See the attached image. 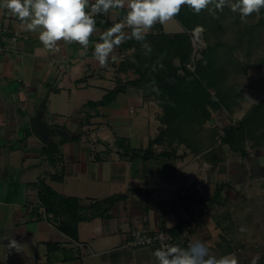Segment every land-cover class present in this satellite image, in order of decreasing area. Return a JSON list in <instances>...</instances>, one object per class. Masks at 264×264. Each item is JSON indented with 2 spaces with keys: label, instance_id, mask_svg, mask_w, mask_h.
Listing matches in <instances>:
<instances>
[{
  "label": "crops",
  "instance_id": "0c3cea01",
  "mask_svg": "<svg viewBox=\"0 0 264 264\" xmlns=\"http://www.w3.org/2000/svg\"><path fill=\"white\" fill-rule=\"evenodd\" d=\"M0 30L4 34L0 52V264H156L152 252L159 245L130 247L126 241L132 231L153 233L173 228L180 222V207L185 197H179V191L190 193L186 169L174 159L163 161L162 167H157L151 162L154 158L133 156L138 149L130 155L132 160H140L137 163L126 162L119 167L117 162H112L108 168L98 162L95 164V155L102 153L105 159L109 158L104 151L110 148L104 145L116 142V137L113 140L111 132L101 131L102 126L94 122L87 126L88 130L72 123L66 128L64 120L55 117L60 126L53 125L47 120V113L53 105L52 96L62 90L76 93L90 87L108 89L96 80L109 82L110 63L107 68H101L88 52L80 55L81 48L76 43L64 45L61 42L59 52L44 49L38 32L27 30L6 9H0ZM56 63L60 68L58 73L52 69ZM57 79H60L58 84L51 85ZM114 81L116 85V77ZM34 108L45 109L44 120L49 125L68 131V135H60L67 140L52 158L43 154L44 142L32 129ZM101 108L112 117L129 112L139 114L143 120L147 116L141 112L145 110L142 92L135 88H129ZM95 120L98 122L99 116ZM77 133H82L79 140L74 139ZM152 138L148 134L147 148ZM61 139L53 137L52 133L49 141L60 142ZM82 139L94 143V147L85 148ZM168 167L173 171L175 187L178 181V193L176 189L171 190L169 177L156 176L155 171L164 173ZM59 168L67 176V182L59 177ZM43 184L61 195L79 198L85 206L87 218L78 224L77 240L64 234L47 211L46 216L39 212L38 206H43L39 197ZM111 198L116 199L108 203L107 199ZM192 230L191 240L197 231ZM176 238V244L182 247L184 238ZM8 239L20 244L19 251L7 247ZM209 244L207 248L213 250ZM40 248L45 250L41 263L38 262ZM83 249L88 252L85 262ZM230 251L229 254L233 253ZM56 253L60 255L54 257Z\"/></svg>",
  "mask_w": 264,
  "mask_h": 264
},
{
  "label": "trees",
  "instance_id": "16d2710c",
  "mask_svg": "<svg viewBox=\"0 0 264 264\" xmlns=\"http://www.w3.org/2000/svg\"><path fill=\"white\" fill-rule=\"evenodd\" d=\"M113 11L118 15L116 20L110 18ZM232 13L227 6L222 12L217 10L214 15L207 9L195 14L188 6H183L176 18L185 28L184 32L171 35L151 30L145 37V41L151 46V52L143 49L141 42L134 39L126 41L119 46L122 52L121 57H118L119 63H113L115 66L117 64L118 71L115 87L100 101L89 104L92 103L97 108L106 107L129 88L140 90L144 103L153 101L157 104L161 108L157 113L159 132L150 140L149 147L142 151L145 158L177 160L183 157L178 152L180 146H185L194 153L204 152V146L213 148L218 135L217 129L215 126L206 129V124L212 119L214 112L224 106L230 107L241 96V90L231 84V78L241 75L247 68L246 63L264 67V50L257 52L259 48H264V8L258 14L249 16L248 24L242 23L239 17L233 21L232 29H227L225 23ZM124 14L123 10H110L109 14L96 17L100 31L98 36L90 38L88 55L92 56L93 41H99L100 34L114 23L120 22ZM197 26L204 29L203 45L199 48L194 45L193 30ZM229 31L233 33L228 35ZM125 32L130 33L131 29H125ZM240 54L246 56L247 60L241 59ZM191 62L195 65L194 70L187 68V64ZM161 64L163 67H160ZM124 75L129 78L124 79ZM149 96L153 99H148ZM86 125H91L89 119ZM81 136L82 133H77L74 139L79 140ZM61 138L60 142L49 141L43 148V154L52 158L59 146L67 140L65 136ZM245 139H249L254 146L264 141V100L253 105L238 124L228 125L222 142L233 149H240L244 155ZM133 153L135 157L142 154L138 151ZM224 188L223 185L216 188L211 202L217 203L220 200L219 196ZM39 197L58 228L77 240L78 224L87 218L81 200L61 195L46 184L40 187ZM187 198L191 201L197 198L203 204L207 202L206 197L201 195L189 194ZM115 199H107V202H114ZM186 207L189 212L188 206ZM190 216V220L181 216L176 226L165 230L180 237L185 226L192 225L194 221L193 212ZM182 247L187 248L185 243ZM229 250L234 251L233 248Z\"/></svg>",
  "mask_w": 264,
  "mask_h": 264
},
{
  "label": "rangeland",
  "instance_id": "374dc122",
  "mask_svg": "<svg viewBox=\"0 0 264 264\" xmlns=\"http://www.w3.org/2000/svg\"><path fill=\"white\" fill-rule=\"evenodd\" d=\"M117 17V12H111L110 18L116 20ZM239 17V14L233 12L232 16L226 20L225 24L227 29H232L233 21ZM259 17L260 15H258V19ZM249 22L250 21L247 20L245 24H248ZM159 26L161 27L160 29ZM152 30H158L157 32L163 31L173 35L184 32L185 28L181 22L174 17L163 25L157 23ZM203 31L204 29L202 26H197L193 30L194 45L196 48L203 45ZM196 32L200 34L198 36L201 43L200 46L196 45ZM230 33L233 32H227L228 35H230ZM98 34L99 32L96 33L97 36ZM94 42L99 41L94 40L93 43ZM261 50H264V48H259L257 52L260 53ZM113 54L117 57H121L122 52L118 47ZM239 57L243 60H247L246 56L243 54H240ZM109 63V82L96 80L100 86L103 85L108 89L90 87L89 90L81 89L76 93L74 91L70 92L68 89L62 90L61 92H58L59 95L52 96L53 105L50 107V113H47V120L56 126H60V121L55 117L63 119L66 128L70 127L71 123L74 125L78 124V128L87 127L89 126L86 125L87 120L89 119L91 125L93 122L95 125L97 123L101 125V131L111 132L112 136H114L113 140L116 137V142H112L111 145L108 143H105L104 145L105 148H110H108L110 151H104V153L109 155V158L105 159L102 156V153H100L95 155L96 159H94L95 164L98 162L106 168H108L112 162H117L119 167H123V164L126 162L130 164L132 162L137 163V158L132 160L130 155H133L132 151L134 149H138L137 151L141 154V148H147L146 140L148 134H151L152 137L157 135L159 132L157 113L161 111V108L151 101L150 103H145V110L141 111L142 114L147 115L144 120L139 114H132L130 112L124 116L112 117L111 113L106 112L104 108L93 107L92 103L89 104L93 101H100L105 94L115 86L114 77H117L118 75L116 66L119 63V60L116 62V66L113 65L114 62H112L111 59L109 60ZM246 67L247 68L242 71L241 75H235L231 78V84L238 86L241 90V96H239L237 102L232 103L230 107L224 106L220 110L214 112L212 119L205 126L206 129L213 126L217 129L218 135L216 136L213 148L204 146L206 147L204 152L202 151L200 153H194L185 146H180L178 149L179 154L183 157L178 158L176 162H179L181 167L186 169V179L188 180L190 189L187 191L190 192L189 194H195V196H205L207 200L205 204L197 201V198L196 200L191 201L188 200L187 197L189 194H187L184 200H182L184 205L180 207L182 210L180 213L181 216L183 213L185 214L184 211H186V209H184V207L186 206H188L189 212L191 211L194 213L192 226L193 230L196 228L197 231L192 240L194 242L200 241L206 246L207 243L210 242L209 245L214 247L213 250L208 249L210 255H218V257L222 253L227 255L229 254V249L233 248V253L237 256L239 264H251L252 258L257 256L259 257L258 264H263L264 165L261 164V160L264 159V141L262 140L261 144L254 146L249 139H245V144L243 145V150L245 151L244 155L241 154L240 149H233L230 145L222 142L228 125L238 124L253 105L264 100V67L260 68L254 66L251 62L250 64L246 63ZM187 68L194 70L195 65L192 62L188 63ZM52 69L57 71V73L60 72L59 64L56 63V65L52 66ZM123 77L124 79L129 78L128 76L126 77V75ZM59 80L60 79L53 81L51 85L58 84ZM94 81L95 80H90V82ZM134 91L137 92L136 90ZM70 93L72 96L71 98H69ZM147 98L151 100L153 99L152 96ZM37 110L38 109L34 108L33 114H35ZM138 110H140V108H138ZM89 115L91 116L89 117ZM98 116L99 120L97 122L95 118ZM75 128L77 129V127ZM88 128L89 127L86 129L88 130ZM53 137L61 138L62 136L53 134ZM82 140V144L85 148L89 149L90 147V149H92L94 147V143L91 144L89 140ZM43 145L46 146L47 143H43ZM95 146L100 145L96 144ZM143 153L141 156L145 158ZM48 159L49 158H47V160ZM163 161L168 162L170 160L155 158L151 160V162L157 165V167H162L161 164ZM135 168H137L136 165ZM57 172L61 180L67 182V176L63 174L62 168H59ZM155 173L156 176L160 177L159 179L164 176L169 177L173 186L171 190L175 192L176 189L178 193L179 190L177 189L179 188V184L177 181L176 188V182L173 178V171L171 168L168 167L166 170L164 169V173L160 170L155 171ZM150 176H152V174H150ZM201 182H204L205 184L204 192H201L197 186V184H200ZM72 183L76 184L77 182L75 183L72 181ZM220 185L225 187L221 196H219L220 200H218L217 203L216 201L211 202V198L215 195L216 188ZM181 191H179V197H181ZM184 193H186V191H184ZM169 194L171 195L172 192ZM189 212L187 213L190 214L191 212ZM172 219L174 220V218ZM241 226L246 227L248 231L241 232ZM202 234L204 237L203 239H201ZM204 234H207V236ZM44 252L45 250L40 248L39 263L43 261L41 254H44ZM87 253V250L83 249V262H85ZM59 255L60 253H56L54 257H58Z\"/></svg>",
  "mask_w": 264,
  "mask_h": 264
},
{
  "label": "clouds",
  "instance_id": "9594fccd",
  "mask_svg": "<svg viewBox=\"0 0 264 264\" xmlns=\"http://www.w3.org/2000/svg\"><path fill=\"white\" fill-rule=\"evenodd\" d=\"M183 6H188L195 14L207 9L212 15L227 6L239 13L241 22L246 23L249 16L264 8V0H0V9H6L27 30L38 32L44 49L59 52L61 42L64 45L76 43L80 45L82 56L87 55L90 38L100 31L96 17L107 15L110 10L125 11L123 19L105 29L99 42L92 45V56L101 68H107L110 59L118 62L113 53L128 40L141 42L142 48L151 52L146 35L157 23L163 25L179 15ZM125 28L131 32L126 33ZM153 90L158 92V89ZM261 164L264 165V159ZM240 231L248 229L241 226ZM157 238L160 247L152 252L156 264H239L234 253L219 257L210 255L207 246L200 241L185 248L166 243L170 237L164 233ZM8 240L7 247L19 251L20 244L15 239ZM258 260V256L253 257L251 264H258Z\"/></svg>",
  "mask_w": 264,
  "mask_h": 264
},
{
  "label": "built area",
  "instance_id": "2783aa9c",
  "mask_svg": "<svg viewBox=\"0 0 264 264\" xmlns=\"http://www.w3.org/2000/svg\"><path fill=\"white\" fill-rule=\"evenodd\" d=\"M195 35L198 37L200 34L198 32L195 33ZM4 38V34L2 30H0V52L3 51V46L1 45V40ZM17 38L14 37L13 41H15ZM199 190L201 192H204L205 184L204 182H201L200 184H197ZM204 187V188H203ZM180 195L182 198L186 196V193L184 191L180 192ZM39 212L46 216V209L44 206H38ZM185 214H182V217L186 220H190L191 216L187 213V211H184ZM191 228L192 225H186L181 233V237L184 238L183 243L186 244L188 247L190 243L193 241L191 240ZM161 233H164L166 236L170 237V239L166 240V243L170 244H176L177 238L174 234L171 232L165 231V230H157L153 233L150 232H141V231H132L130 238L126 241V244L130 247H146V246H152V245H159L160 246V240L157 238Z\"/></svg>",
  "mask_w": 264,
  "mask_h": 264
},
{
  "label": "water",
  "instance_id": "95a60500",
  "mask_svg": "<svg viewBox=\"0 0 264 264\" xmlns=\"http://www.w3.org/2000/svg\"><path fill=\"white\" fill-rule=\"evenodd\" d=\"M196 45L200 46V40L196 37ZM45 109L39 108L35 116L31 119L33 131L40 137L44 143H48L52 133L59 135H68V131L59 127H53L44 120Z\"/></svg>",
  "mask_w": 264,
  "mask_h": 264
}]
</instances>
